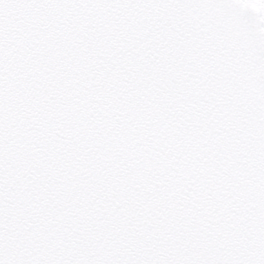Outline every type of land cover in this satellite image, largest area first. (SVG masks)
<instances>
[{
    "label": "snow or ice",
    "instance_id": "obj_1",
    "mask_svg": "<svg viewBox=\"0 0 264 264\" xmlns=\"http://www.w3.org/2000/svg\"><path fill=\"white\" fill-rule=\"evenodd\" d=\"M0 264H264V0H0Z\"/></svg>",
    "mask_w": 264,
    "mask_h": 264
}]
</instances>
